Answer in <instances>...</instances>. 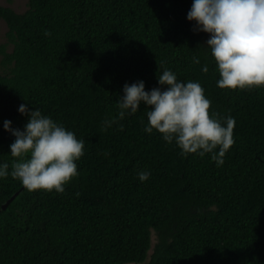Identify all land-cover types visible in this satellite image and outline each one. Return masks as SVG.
<instances>
[{
    "label": "trees",
    "instance_id": "obj_1",
    "mask_svg": "<svg viewBox=\"0 0 264 264\" xmlns=\"http://www.w3.org/2000/svg\"><path fill=\"white\" fill-rule=\"evenodd\" d=\"M192 2L29 0L24 13L0 6L8 27L0 163L11 168L15 159L3 122L23 130L22 103L85 142L64 193L0 180V209L21 192L0 213V264H264V88L217 87L209 34L187 20ZM164 69L198 81L210 114L235 119L222 166L144 132V105L122 128L104 130L125 83L142 80L149 91ZM143 169L151 176L142 183Z\"/></svg>",
    "mask_w": 264,
    "mask_h": 264
},
{
    "label": "clouds",
    "instance_id": "obj_2",
    "mask_svg": "<svg viewBox=\"0 0 264 264\" xmlns=\"http://www.w3.org/2000/svg\"><path fill=\"white\" fill-rule=\"evenodd\" d=\"M187 20L194 30L209 34L206 47L219 75L217 87L230 90L264 88V0H193ZM196 63H200L197 59ZM204 65L202 71L208 72ZM159 87L145 90V82L125 83L115 117L104 121V130L135 115L141 105L147 109L144 132L159 133L162 140L175 144L182 156L210 155L217 167L235 143V119L209 112L211 101L198 81L183 82L170 69L157 75ZM18 112L27 117L23 130L3 128L14 141L9 145L14 159L0 163V180L9 176L28 192L64 193L65 186L79 175L77 161L84 155L85 142L73 131L22 103ZM151 172H137L143 183Z\"/></svg>",
    "mask_w": 264,
    "mask_h": 264
},
{
    "label": "rangeland",
    "instance_id": "obj_3",
    "mask_svg": "<svg viewBox=\"0 0 264 264\" xmlns=\"http://www.w3.org/2000/svg\"><path fill=\"white\" fill-rule=\"evenodd\" d=\"M29 0H0V6L12 8L17 13H24L28 10ZM8 27L4 21L0 20V43L6 42ZM1 59V57H0Z\"/></svg>",
    "mask_w": 264,
    "mask_h": 264
},
{
    "label": "water",
    "instance_id": "obj_4",
    "mask_svg": "<svg viewBox=\"0 0 264 264\" xmlns=\"http://www.w3.org/2000/svg\"><path fill=\"white\" fill-rule=\"evenodd\" d=\"M24 189V188H23ZM22 189V190H23ZM21 192H18L17 194H15L7 203H5L2 208L0 209V213L4 210H7L8 207L11 205V203L15 200V198L20 194Z\"/></svg>",
    "mask_w": 264,
    "mask_h": 264
}]
</instances>
